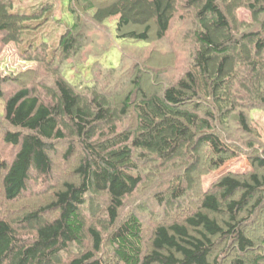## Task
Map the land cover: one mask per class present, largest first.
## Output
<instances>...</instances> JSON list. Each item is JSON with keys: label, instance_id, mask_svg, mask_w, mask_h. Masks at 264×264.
<instances>
[{"label": "trees", "instance_id": "trees-1", "mask_svg": "<svg viewBox=\"0 0 264 264\" xmlns=\"http://www.w3.org/2000/svg\"><path fill=\"white\" fill-rule=\"evenodd\" d=\"M58 1L24 14L13 11L15 0H0V42L40 62L48 80L29 86V75L0 74V134L10 148L0 152V205L30 201L0 214V264H264V233L247 234L264 214V136L253 124L254 114L264 116V0H69L72 23L54 51L26 47L28 33L54 20ZM242 8L251 23L238 18ZM174 23L188 24L181 45L190 54L178 78L167 70L158 85L161 76L151 81L141 69L113 99L117 66L103 59L115 46L120 60L131 47L143 51L153 33L166 41ZM94 31L110 46L89 49ZM4 83L14 85L7 96ZM58 145L65 164L77 149L80 158L71 177L52 184ZM248 148L250 171L195 194L197 178ZM147 164L172 171L154 199L166 217L198 199L187 217L148 230L143 215L158 210L142 203L123 217Z\"/></svg>", "mask_w": 264, "mask_h": 264}, {"label": "rangeland", "instance_id": "rangeland-1", "mask_svg": "<svg viewBox=\"0 0 264 264\" xmlns=\"http://www.w3.org/2000/svg\"><path fill=\"white\" fill-rule=\"evenodd\" d=\"M48 0H15V7L13 9L14 12H23L24 14H32L35 10L40 8V4L43 2H47ZM102 1V0H100ZM238 18L241 21L251 23L252 22V14L245 8H242L237 13ZM69 11V0H60L57 3V12L55 14L54 20L47 23L46 25L38 27L35 31L30 32L26 35L25 39V46L29 43L39 45L42 43H47L50 46V52H53L54 49L57 47L61 36L65 32L68 26L72 23V17ZM29 22H35L33 25H36V22H40V20H32ZM188 26V24H187ZM185 27H180L178 23H174L171 29L169 38L164 42H157L154 38V33L152 34V43L147 47H144L143 51L135 50L133 47L129 48L121 58V51L118 46H115L112 51L103 59L104 64L106 65H116L117 70L114 72V76H111L110 79L113 83V88L116 94H113L116 97L113 99H119V96L123 95L124 93L131 90L129 84L132 81L129 77V74L134 76L137 71L142 72V76L148 74L151 76V81H155L156 77H160L157 81L159 85L160 81L164 84V77L167 76L168 79V71L174 73V78H178V75L181 74L182 68L186 65V60L189 58V51L187 46H182L181 43L183 41L184 34L186 32ZM94 35V43L89 44V49L91 50H101V46H110L109 41L105 38V32L102 31L98 33L97 31L91 33ZM98 47V49H97ZM93 51V52H94ZM86 54H84V57ZM83 57V58H84ZM143 63L147 64L144 70ZM160 64L163 65L162 68L158 66ZM165 67V68H164ZM164 68V69H163ZM168 70V71H167ZM45 69L40 62H27L24 61L22 56L20 55V49L16 45H4L0 42V74L4 77L11 75L12 76H21L29 75V79H26V83L29 86H33V84L37 85L39 82L41 84L47 83V78L44 73ZM167 71V72H166ZM169 71V72H170ZM8 73V75H7ZM105 71H101V76L104 77ZM143 76V77H144ZM18 78V77H16ZM173 80V79H172ZM161 85V84H160ZM14 85H9L8 83H4L1 92L6 96L9 95L14 90ZM119 94V96L117 95ZM110 96V95H108ZM5 108V101L0 98V123H3L5 127L6 124L3 122L2 116L4 114ZM254 128L261 132L264 136V116L254 114ZM131 125V123H129ZM133 124V123H132ZM1 126V125H0ZM127 126L125 125L124 128ZM262 143H264V139H262ZM58 156H55L54 162L56 168L53 174V182H57L59 179L69 178L72 176L73 172L76 168V163L79 161L80 151L77 149L75 152L76 154L74 157L67 163L61 159V156L64 155L67 151L65 146L58 145ZM258 150H261L258 147ZM10 151L9 146H5L3 142L2 135L0 134V152L5 154ZM252 150L248 148L247 153L239 157L238 159L231 160L228 164L220 171L211 172L209 175L204 176L198 180L197 178V187L198 189L195 190V194L197 190H211L213 185L215 184L216 180L224 174L227 173H246L252 169V160L251 154ZM154 165V164H153ZM151 164H147V167H143L145 165H140L143 171V175L145 181L143 182L141 188L137 192V194L129 200L127 209L123 212V217L132 216L134 214V210L138 203H142L145 208L150 210H158L156 216L153 218L149 217L148 214H144L143 217L145 218L147 223H150L148 230L151 228L153 222H165L171 223L177 220L182 219L184 216L187 217L188 213L194 210L197 207V198H191L188 206L185 209L180 210L176 213H173L170 217H166L162 209L155 205V195L162 191L163 187L167 185V183H171L172 180V171L168 174L167 172L157 173L153 170H150ZM149 166V167H148ZM156 166V165H154ZM174 174V173H173ZM181 175V174H180ZM162 178L164 180H162ZM2 193L0 192V200L2 197ZM42 196V195H40ZM37 200V199H36ZM44 200H38L37 207H40ZM30 204V201H24L19 205H7L3 209V205H0V214L4 215L7 212H15L17 208H22L23 205ZM32 202V201H31ZM32 207L33 203H31ZM137 215V214H136ZM164 215V216H163ZM142 218V217H141ZM264 233V214H260V217L255 220L249 228H247V234L253 237L260 238L263 236ZM231 253L229 252L228 255L225 256V260L227 262H232Z\"/></svg>", "mask_w": 264, "mask_h": 264}]
</instances>
